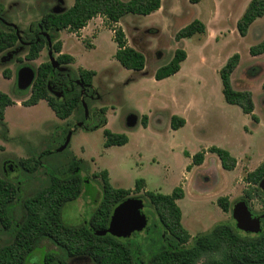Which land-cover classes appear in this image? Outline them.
<instances>
[{"label": "rangeland", "instance_id": "obj_1", "mask_svg": "<svg viewBox=\"0 0 264 264\" xmlns=\"http://www.w3.org/2000/svg\"><path fill=\"white\" fill-rule=\"evenodd\" d=\"M196 1L162 0L161 9L149 16L128 15L114 26L97 17L76 34L62 31L60 38L66 44L62 53L72 54L75 62L56 68L75 73L79 69L92 70L96 76L91 90L81 88L83 112L79 110L61 120L46 101L32 107L23 105L31 88L20 91L17 74L24 66L37 72L41 64L51 62L49 52L56 60L52 44L37 60H26L28 30H35L46 13L64 12L74 1L0 0V27L15 30L19 37L17 45L0 56V92L15 103L0 121V178L17 188L10 210L14 225H20L25 218V201L46 187L51 175L67 176L75 162H80L81 175L89 189L63 208L64 223L78 226L90 220L102 191L101 181L94 175L107 170L115 188L132 190L130 198L145 202L143 213L149 217L150 236L143 231L129 240L146 253L158 249L163 232L147 204L146 191L170 195L179 186L184 189L185 197L178 205L183 213L182 224L192 238L220 223L236 226L232 209L240 201H245L255 216L264 212V197L248 198L245 194L255 187L245 177L264 162V54L250 55V48L264 39V17L251 26L246 37H241L237 22L251 0ZM195 20L205 24L206 33L177 41V33ZM115 28H122L128 45L146 57L143 72L126 70L115 59ZM178 49L187 53L180 72L156 81V71L167 65ZM234 54H239L241 61L232 75L233 88L253 94L258 123L224 99L219 71ZM6 70L11 72V78L3 76ZM49 91L57 98L66 93L53 82L49 83ZM102 109L106 110L104 116ZM174 115H184L187 121L176 131L171 128ZM144 117L147 128L142 124ZM103 119L106 124L99 128ZM104 129L126 134L130 142L105 148ZM70 132L69 145L58 151ZM213 146L229 151L237 159L235 170L222 168L219 158L209 152ZM186 152L192 157L205 152L204 163L194 165ZM27 159L38 161L34 173L19 165ZM8 161L16 171L7 167L5 172ZM140 179L145 181V188L135 192ZM224 197L231 204L228 212L218 205ZM12 237V230L0 223V248ZM52 250L56 248L43 242L30 264H43V256ZM66 264L95 263L88 257H76L67 259Z\"/></svg>", "mask_w": 264, "mask_h": 264}, {"label": "trees", "instance_id": "obj_2", "mask_svg": "<svg viewBox=\"0 0 264 264\" xmlns=\"http://www.w3.org/2000/svg\"><path fill=\"white\" fill-rule=\"evenodd\" d=\"M73 1V5L64 12L46 13L35 30H28L26 60H37L51 43L52 50L58 55L57 64L71 65L75 62L74 57L62 53V31L76 34L97 17L104 18L109 25L114 26L128 15L149 16L162 7V0ZM262 17L264 0H251L237 22L239 35L246 37L251 26ZM113 32V40L117 46L114 57L117 62L126 70L143 72L147 64L144 54L128 45L122 28H115ZM205 33V24L195 20L177 33L176 40L190 39L196 34ZM18 42L19 37L15 30H4L0 27V56L15 47ZM263 54L264 39L250 48L251 56ZM186 60V51L176 50L172 60L156 71L155 80L163 81L178 74ZM240 61V55L234 54L220 69L222 93L227 104L240 107L243 113L251 115L253 121L258 123L259 118L254 114L253 94L250 91H237L232 85V75ZM3 76L11 78V72L6 70ZM95 76V71L86 69H79L78 73L72 69L61 72L51 62H45L38 67L30 97L23 105L32 107L40 101H46L59 119L67 120L79 110L83 112L84 96L81 88L85 91L91 90ZM50 82L66 93L61 98L54 97L49 91ZM262 88L264 90V83ZM14 104L7 94L0 92V121H4L6 109ZM105 113L106 110L102 109L101 114L104 116ZM105 124L106 120L103 119L98 127H104ZM142 124L147 128L146 117L143 118ZM185 125V119L175 115L171 118L173 130H179ZM103 136L105 148L122 147L130 142L128 135L113 133L109 129L103 130ZM209 152L219 158L224 170L236 169L238 161L229 151L213 146ZM185 156L189 157V154L186 152ZM192 159L194 165H202L205 152L195 154ZM19 165L25 171L34 173L38 168V161L21 160ZM94 177L100 179L102 191L90 220L78 226L64 223L62 211L68 203L87 193L86 179L81 175L80 162L71 165L67 176L51 175L49 184L25 201V218L18 226L14 225L10 216L11 206L17 197V188L11 181L0 178V223L3 228L13 232L12 240L0 248V264H30L32 257L45 241L56 250L48 251L43 256V264H66L67 259L76 257H88L95 264H264V218L263 232L259 235H241L242 232L237 230L235 225L220 223L192 238L182 224L183 213L178 201L184 199L185 191L181 186L175 188L170 195L152 191L145 193L152 215L163 229L159 236L160 245L155 251L147 254L129 239H118L109 234L97 236L95 231L108 228L114 209L129 199L133 191L115 188L107 170L96 173ZM263 180L264 162L245 177L249 185L255 186L252 191L245 192L246 197H264L260 188ZM145 185L143 179L138 180L134 191L141 192ZM218 205L224 212H228L231 207L227 197L220 198ZM262 215L264 216V212ZM149 231L147 226L144 230L147 237L150 236Z\"/></svg>", "mask_w": 264, "mask_h": 264}, {"label": "water", "instance_id": "obj_3", "mask_svg": "<svg viewBox=\"0 0 264 264\" xmlns=\"http://www.w3.org/2000/svg\"><path fill=\"white\" fill-rule=\"evenodd\" d=\"M49 55L51 63L55 67H59L52 52H49ZM35 79V70L29 66H24L17 74V88L20 91L29 90L33 86ZM84 107L86 110L85 104ZM71 135L72 133L70 132L64 145L58 151H63L69 145ZM260 188L264 194V180L260 183ZM144 205V200L139 198H129L121 202L114 209L108 228L104 231H95V234L97 236H106L109 234L118 239L128 240L135 233L143 232L149 223V217L143 213ZM232 216L235 220L237 230L245 234L253 235H259L263 232L262 219L264 216L254 217L245 201H240L234 205Z\"/></svg>", "mask_w": 264, "mask_h": 264}, {"label": "flooded vegetation", "instance_id": "obj_4", "mask_svg": "<svg viewBox=\"0 0 264 264\" xmlns=\"http://www.w3.org/2000/svg\"><path fill=\"white\" fill-rule=\"evenodd\" d=\"M8 164H9V165H8ZM4 167H5V172L7 171V167L10 169V171H16L15 169H12L13 167H12V165L9 163V161L5 163ZM86 188L89 189V184H87V183H86ZM87 191H88V190H87ZM253 216H254V217H258V216H255V215H253ZM259 216H263V215L260 214ZM262 226H263V219H262ZM242 233H244V232H242Z\"/></svg>", "mask_w": 264, "mask_h": 264}, {"label": "crops", "instance_id": "obj_5", "mask_svg": "<svg viewBox=\"0 0 264 264\" xmlns=\"http://www.w3.org/2000/svg\"><path fill=\"white\" fill-rule=\"evenodd\" d=\"M61 40H62V42H63V51L65 52V46H66V44H65V42H64L63 37H61ZM68 54H70V53H68ZM70 55L72 56V54H70ZM175 116L181 117V118L185 119V121H186V118L184 117V115H175ZM186 124H187V121H186ZM191 157H192V156L189 155L188 158H191ZM220 163H221V162H220Z\"/></svg>", "mask_w": 264, "mask_h": 264}]
</instances>
